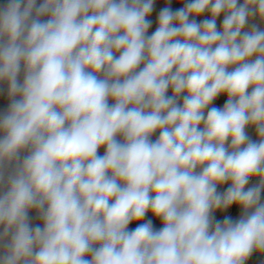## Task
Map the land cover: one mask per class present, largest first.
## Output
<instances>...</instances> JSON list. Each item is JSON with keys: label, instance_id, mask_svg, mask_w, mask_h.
Here are the masks:
<instances>
[{"label": "clouds", "instance_id": "clouds-1", "mask_svg": "<svg viewBox=\"0 0 264 264\" xmlns=\"http://www.w3.org/2000/svg\"><path fill=\"white\" fill-rule=\"evenodd\" d=\"M159 2L0 7V264L264 254V0Z\"/></svg>", "mask_w": 264, "mask_h": 264}, {"label": "crops", "instance_id": "crops-1", "mask_svg": "<svg viewBox=\"0 0 264 264\" xmlns=\"http://www.w3.org/2000/svg\"><path fill=\"white\" fill-rule=\"evenodd\" d=\"M164 6L165 5L163 3V0H160V2L155 5L154 14H153L152 17H150L153 20V27H152V29H150V33H151V31H154L155 30V27H156V23H155L156 15L158 14L159 9L161 7H164ZM180 6H182V5L177 4L175 2V0H173V2L171 4V7L177 8V7H180ZM207 18H210V17L204 16V17H199L197 19L200 20V19H207ZM217 24H218V27H219L220 20H218ZM169 95H171V92H169ZM226 99H227L226 96L219 97L214 102V105L213 106L222 107L223 104H224V102L226 101ZM109 102L112 103V101H109ZM7 103H8V101H7V87H6V85H0V113H3L4 111H6V109H7ZM249 135L253 139L256 138L255 135H254V132H252L251 130L249 131ZM157 137H158V133H156V134L153 135L152 140H155ZM100 154H103V149L100 150ZM30 216L32 217V223L35 226L39 222V220L36 218L35 212L34 211L33 212H30ZM147 219H153V224H154V227L155 228L159 229L160 227H162V224L158 220H155L150 215L147 217ZM136 226H137L136 224H131L129 227L130 228H134ZM254 256H257V253H253V255L250 257V259L247 261L246 264H254L253 261H251V258L254 259Z\"/></svg>", "mask_w": 264, "mask_h": 264}, {"label": "rangeland", "instance_id": "rangeland-1", "mask_svg": "<svg viewBox=\"0 0 264 264\" xmlns=\"http://www.w3.org/2000/svg\"><path fill=\"white\" fill-rule=\"evenodd\" d=\"M255 183H256V181L253 180L250 182L249 186H251L252 184H255ZM225 187H227V186H225ZM220 190L222 191L223 189H220ZM261 199H262V201H264V193H262ZM214 215H215V219L219 220V221H223L226 217H229L233 221H236L241 217L242 212L240 209L233 207V208H231L225 212H222V213L216 212ZM251 259H252L254 264H264V254L257 253V256H254V259L253 258H251Z\"/></svg>", "mask_w": 264, "mask_h": 264}, {"label": "water", "instance_id": "water-1", "mask_svg": "<svg viewBox=\"0 0 264 264\" xmlns=\"http://www.w3.org/2000/svg\"><path fill=\"white\" fill-rule=\"evenodd\" d=\"M7 3V0H0V7H2L3 5H5Z\"/></svg>", "mask_w": 264, "mask_h": 264}, {"label": "built area", "instance_id": "built-area-1", "mask_svg": "<svg viewBox=\"0 0 264 264\" xmlns=\"http://www.w3.org/2000/svg\"><path fill=\"white\" fill-rule=\"evenodd\" d=\"M37 224H40V226H42L41 222L39 221Z\"/></svg>", "mask_w": 264, "mask_h": 264}, {"label": "trees", "instance_id": "trees-1", "mask_svg": "<svg viewBox=\"0 0 264 264\" xmlns=\"http://www.w3.org/2000/svg\"><path fill=\"white\" fill-rule=\"evenodd\" d=\"M251 261H252V259H251Z\"/></svg>", "mask_w": 264, "mask_h": 264}]
</instances>
